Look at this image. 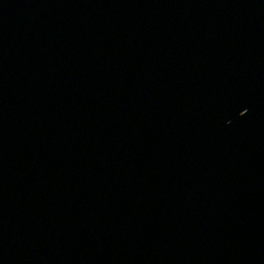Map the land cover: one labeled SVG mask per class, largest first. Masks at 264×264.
<instances>
[{"label": "water", "instance_id": "water-1", "mask_svg": "<svg viewBox=\"0 0 264 264\" xmlns=\"http://www.w3.org/2000/svg\"><path fill=\"white\" fill-rule=\"evenodd\" d=\"M0 264H264V0H0Z\"/></svg>", "mask_w": 264, "mask_h": 264}]
</instances>
